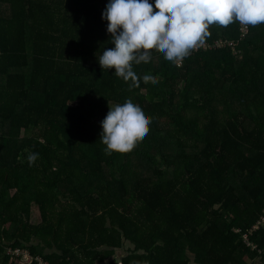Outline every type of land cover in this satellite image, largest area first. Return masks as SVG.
Listing matches in <instances>:
<instances>
[{"label":"trees","instance_id":"obj_1","mask_svg":"<svg viewBox=\"0 0 264 264\" xmlns=\"http://www.w3.org/2000/svg\"><path fill=\"white\" fill-rule=\"evenodd\" d=\"M108 2L0 0V264L9 248L50 264L264 262V229L250 233L264 211V24L210 27L205 43L236 53L176 64L152 50L135 87L99 64L114 48ZM129 99L150 131L107 155L101 122Z\"/></svg>","mask_w":264,"mask_h":264},{"label":"clouds","instance_id":"obj_2","mask_svg":"<svg viewBox=\"0 0 264 264\" xmlns=\"http://www.w3.org/2000/svg\"><path fill=\"white\" fill-rule=\"evenodd\" d=\"M102 19L108 21L114 48L106 49L98 60L101 68L113 69L117 77L139 87L133 65L148 63L151 51L163 54L176 64L205 44L210 27H228L239 22L245 28L264 24V0H109ZM144 83L157 77L143 76ZM110 107V106H109ZM152 118L130 99L111 106L101 122V142L107 155L134 150L150 131ZM37 153L28 155L31 166Z\"/></svg>","mask_w":264,"mask_h":264},{"label":"built area","instance_id":"obj_3","mask_svg":"<svg viewBox=\"0 0 264 264\" xmlns=\"http://www.w3.org/2000/svg\"><path fill=\"white\" fill-rule=\"evenodd\" d=\"M239 30L241 33V37H243L244 35H246L249 32V26L248 27H244L242 25L239 24ZM223 46H228L230 47L234 53L235 52V43H233L232 41H227V40H218L215 41L213 44H209V43H205L203 46L198 47L196 50L202 48V49H215V48H219V47H223ZM264 229V211L260 217V219L258 220V222L253 226V228L251 229L250 233H253L254 231H258ZM237 232H240V230H236ZM243 239L245 240V242L252 246L253 249H257V246L254 245L253 243H250L248 240V233H245L242 235ZM258 251H260V249H257ZM8 253L13 257V258H19L22 260V262L24 263H31L33 261H35L37 264H50L47 260H45L43 257L41 256H32L30 254V252L27 249H8Z\"/></svg>","mask_w":264,"mask_h":264},{"label":"crops","instance_id":"obj_4","mask_svg":"<svg viewBox=\"0 0 264 264\" xmlns=\"http://www.w3.org/2000/svg\"><path fill=\"white\" fill-rule=\"evenodd\" d=\"M263 37H264V35H263ZM14 193H15V190H14V191L11 190V196L14 195ZM32 205H33V204H32ZM34 207L36 208V206H34V205L32 206V215L30 216V218H31V220H32L33 223H37V222H39L40 220H39V219L36 220L35 217H34V213H33ZM39 218L41 219L40 214H39ZM25 219H26V217H25ZM50 252H54V250H51ZM123 255H124V253H123L122 248H120V249H116L115 252H114V254H113L109 259H115V258H116V259H119V258H121ZM13 259H14V258H13ZM245 259H246V260H245L246 263L250 264V262H251L250 260H251L252 258L246 256ZM8 264H27V263H24V262H22V261L19 262V261H17L16 259H14V260L11 259V261H10ZM190 264H197V263H195L193 257H192V259H191V263H190ZM255 264H257V263H255ZM258 264H264V262H259Z\"/></svg>","mask_w":264,"mask_h":264},{"label":"rangeland","instance_id":"obj_5","mask_svg":"<svg viewBox=\"0 0 264 264\" xmlns=\"http://www.w3.org/2000/svg\"><path fill=\"white\" fill-rule=\"evenodd\" d=\"M146 172H147V170L145 169V170H143V171H141L140 173H141V175H143V176H145V174H146ZM144 173V174H143ZM33 213H34V217H35V219L36 220H40V218H39V210H38V208L36 207H34V210H33Z\"/></svg>","mask_w":264,"mask_h":264}]
</instances>
